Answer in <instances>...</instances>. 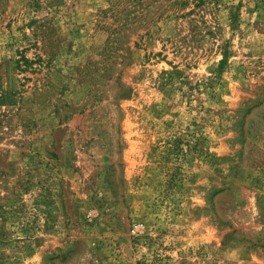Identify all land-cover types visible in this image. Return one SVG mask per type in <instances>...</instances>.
<instances>
[{
    "label": "rangeland",
    "instance_id": "obj_1",
    "mask_svg": "<svg viewBox=\"0 0 264 264\" xmlns=\"http://www.w3.org/2000/svg\"><path fill=\"white\" fill-rule=\"evenodd\" d=\"M0 264H264V0H0Z\"/></svg>",
    "mask_w": 264,
    "mask_h": 264
}]
</instances>
